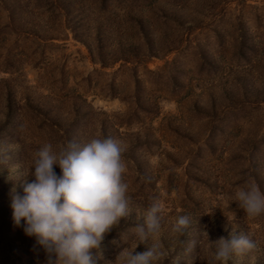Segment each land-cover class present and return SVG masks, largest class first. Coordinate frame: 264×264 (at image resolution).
<instances>
[{
	"label": "rangeland",
	"instance_id": "374dc122",
	"mask_svg": "<svg viewBox=\"0 0 264 264\" xmlns=\"http://www.w3.org/2000/svg\"><path fill=\"white\" fill-rule=\"evenodd\" d=\"M95 136L124 149L131 197L96 264L135 245L153 198L161 230L134 249L157 243L152 264H221L212 242L232 234L257 249L228 264H264V213L234 200L252 184L264 193V0H0V149L11 153L0 264H47L13 223L11 198L34 180L13 169L45 143ZM179 215L190 218L182 236L171 231Z\"/></svg>",
	"mask_w": 264,
	"mask_h": 264
},
{
	"label": "clouds",
	"instance_id": "9594fccd",
	"mask_svg": "<svg viewBox=\"0 0 264 264\" xmlns=\"http://www.w3.org/2000/svg\"><path fill=\"white\" fill-rule=\"evenodd\" d=\"M123 152L116 140L103 136L83 143L68 141L56 148L45 143L34 153L27 169H13L15 176L34 177L23 186L22 196L14 194L11 198L13 223L35 238L36 245L47 254V264H96L93 250L101 247L105 234L131 211ZM10 160V150L0 149V165L8 166ZM54 165L59 166V174ZM234 200L249 217L264 213V193L255 184L240 188ZM161 213L158 199L153 198L143 223L133 229L135 245L120 251L116 264H152L159 258L157 243H150L143 252L134 249L159 234ZM189 225L190 218L179 215L171 231L182 236ZM212 243L213 262L221 264H228L234 253L257 249V243L246 234L222 236Z\"/></svg>",
	"mask_w": 264,
	"mask_h": 264
}]
</instances>
